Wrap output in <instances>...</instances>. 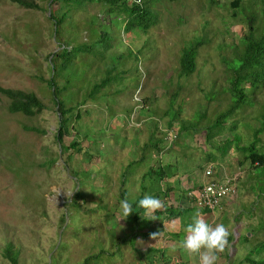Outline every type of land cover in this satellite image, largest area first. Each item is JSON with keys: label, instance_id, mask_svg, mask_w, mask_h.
I'll return each instance as SVG.
<instances>
[{"label": "rangeland", "instance_id": "obj_1", "mask_svg": "<svg viewBox=\"0 0 264 264\" xmlns=\"http://www.w3.org/2000/svg\"><path fill=\"white\" fill-rule=\"evenodd\" d=\"M33 1L41 10L0 0V85L34 93L46 105L33 117L11 114L10 99L0 95V264H12L4 256L10 243L18 264H164L162 252L170 264H199L197 253L180 247L196 212L210 223H224L234 239L217 264L264 258V166L255 168L239 149L253 142L261 126L264 86L258 85L251 102L226 119L223 133L209 141L206 134L230 105L224 90L231 73L224 59L234 56V47L249 31L240 18H254L255 0H241L236 11L234 0H147L148 21H158L149 29L127 27L125 12L109 13L108 5L97 1ZM51 12L65 15L64 22L57 24ZM207 39L199 49L197 71L182 77L183 50ZM221 44L225 48L219 49ZM65 47L80 52L63 70V58L52 54ZM111 70L117 80L90 98L93 86ZM54 76L57 100L75 107L64 144L78 140L81 153L72 148L62 155L56 138L60 114L50 87ZM173 98L176 103L169 107ZM175 111L180 119L169 130ZM183 120L188 129L176 137ZM259 138L264 149V133ZM156 143L164 151L155 150ZM89 156L93 161L84 174ZM217 162L216 176L238 177V190L235 198L223 200L224 210L205 212L185 192L207 180L205 170ZM159 166L167 167V180L144 177ZM172 185L170 203L175 205L177 194L184 192L187 212L169 221L155 220L156 212H148L143 217L152 223L142 228L122 214L123 192L134 204L143 187L154 195ZM78 191L82 195L76 197ZM136 233L132 246L129 238Z\"/></svg>", "mask_w": 264, "mask_h": 264}, {"label": "trees", "instance_id": "obj_2", "mask_svg": "<svg viewBox=\"0 0 264 264\" xmlns=\"http://www.w3.org/2000/svg\"><path fill=\"white\" fill-rule=\"evenodd\" d=\"M13 3H17L25 8L28 9H40V6L35 3L33 0H10ZM85 1H97L102 4L108 5V12L112 13L114 11H119L125 12L128 19L126 22L127 27H145L146 29H149L153 25L157 24L158 21H151L149 22V11L150 8L148 7L147 0H142L140 4L133 3L131 0H85ZM65 3L66 5L70 4L71 0H52V3ZM219 1L213 2V4L218 3ZM241 0H234L231 2L232 5V10H238L240 8ZM221 5V4H219ZM255 11V16L252 19H243L240 18L242 23H245L247 21L248 26H249V31L246 34H243L241 40L239 41V46L235 48L233 52V57L230 59H224L226 66L231 73L228 81H229V88L228 90L225 89L224 92H229L231 99H230V105L228 108L225 109V111L221 112L216 121H214V124H212L211 128L207 129V140L208 138H214L217 135L221 134L224 132L225 129L223 126V123L226 121V119L232 117L235 115L237 110L243 105H245L247 102H251L252 100V95L256 91L258 85H263L264 86V0H255L254 7ZM233 17L237 18V13L234 12ZM139 19V22L137 23L135 19ZM51 19H57V24L59 23V20L61 19V23L64 22L66 16L62 15L60 18H58L57 15H55L53 12H51ZM208 25V24H207ZM100 42V40H99ZM210 40H198L195 42L194 45H192L189 48H186L183 50L181 59H180V65H181V75L182 77H187L193 75L197 71V56L199 53V49L202 48L204 45L208 44ZM219 49L225 48L224 45H219ZM80 50H77L75 48L69 49L65 47L62 52L52 54L54 55L55 58H63V64L61 68L63 70H66L67 67L70 65L71 60L73 57H75L76 53H79ZM112 69V68H111ZM113 71L111 70L108 72L106 78H104L100 83H96L93 86L92 93L89 95L90 98H94L97 94H99L104 88H106L108 85H110L113 81H116V77L112 75ZM249 85V88H246L245 85ZM50 87L54 88L53 89V94H54V103L58 107V111L60 114V128L57 131L56 138L58 142L61 144V149H62V155L65 154L67 151L70 149H75L77 152L81 153L82 148L80 147V143L78 140H73L71 144L65 145L64 144V138L67 133L70 132L69 127L71 125L72 119H73V114L72 111L74 110V106H69L67 108V104L62 101H58V87L56 86V78L55 76L51 79L50 81ZM181 88V86H180ZM0 95L7 97L10 99L11 103L8 106L7 110L11 114H16L20 113L29 117L36 116L40 114L44 109H46V105L44 102L36 96L34 93H26L21 90H13V89H7L4 88L0 85ZM177 97V94H176ZM175 100L176 98H173L171 102L169 103V107H174L175 105ZM213 100V99H209ZM253 106V103H252ZM78 113L76 115V119L79 120L81 118V112L78 109ZM170 110L165 112V116L170 115ZM205 115H200V118H204ZM176 119L179 118V113L177 111L172 113V118L170 117V120L168 122V129L170 130L172 128V122L175 121ZM201 120H199L200 122ZM260 128L255 130L254 132V139L253 142L249 146H243L242 148H239L240 151L245 152V157L244 159L246 160H251L253 163V166L255 168L257 167H263L264 166V149L261 148V139L259 138V135L264 133V112L263 115L260 117ZM220 128V129H219ZM26 130L29 131H35V132H41L45 133L44 131H40L37 128H25ZM187 120H183L181 122V129L180 132H177V136H180V134L183 131H187ZM211 130H214V134L212 133L211 135ZM219 130V131H218ZM209 141V140H208ZM232 139L228 138L225 140V142L229 145L232 144ZM160 143H156L153 148L155 150H158V152L164 151V148H162ZM260 147V148H259ZM263 147V146H262ZM261 149V151H259ZM247 155V153H249ZM212 159L213 157L210 155L209 157ZM92 157L89 156V159H86V167L81 170V172L85 174V171H87V167L90 166L92 163ZM54 160H52V163ZM243 166V161L240 162ZM163 166H159L157 169L151 168L148 170V173L144 176L146 177L147 175H158L159 182L167 180L169 177L168 170H166ZM173 186V185H172ZM238 186V185H237ZM167 189H161L162 191L154 194V196H157L158 198L161 199V204L162 208H158L155 210L156 216L155 220L163 219L162 220H171L172 218H175L179 215H181L183 212H187V210H190L191 208L183 205L185 203L186 198L185 193L187 192H181L178 195V198L180 197L179 204L177 203L175 205L171 204L169 201V193L171 191H174L175 188L173 187H166ZM142 195L140 198H142L145 193L147 188L143 187L142 188ZM194 189V188H192ZM238 190V187H237ZM125 192H123V198ZM81 192H77L76 197L81 196ZM139 198V199H140ZM138 199V200H139ZM177 200V196L175 197ZM174 199V200H175ZM137 200V201H138ZM183 201V203L181 202ZM178 201V200H177ZM75 203V202H73ZM193 208V207H192ZM174 209H178L179 212L176 214V216H173L175 214ZM134 211L129 215L130 220L133 222V224L137 228H142V227H147L149 224L152 223L151 220H148L147 218H144L143 215L146 214V210L140 207H135L134 203ZM205 212H211L209 210H204ZM65 220V217L63 221ZM163 222V221H162ZM161 222V223H162ZM154 223V220H153ZM139 237V235L136 233L135 235L131 236L129 238L130 243L132 244V240L134 241L132 246H135V240L136 238ZM234 239L229 236V244L233 242ZM262 250H264V245L261 247ZM135 250L139 252V255L143 257L144 251L139 250L137 247H135ZM149 252H154L158 253V250H154L152 248L147 249ZM261 250L259 251V253ZM18 252L13 249L12 244H7L6 250L4 253L5 258L9 259L12 264H18ZM163 256V263L164 264H170L169 261H166L165 258L167 257L164 255L162 252ZM244 263L248 264H264V258L262 259H257L254 257L248 256L247 258L244 259Z\"/></svg>", "mask_w": 264, "mask_h": 264}, {"label": "clouds", "instance_id": "obj_3", "mask_svg": "<svg viewBox=\"0 0 264 264\" xmlns=\"http://www.w3.org/2000/svg\"><path fill=\"white\" fill-rule=\"evenodd\" d=\"M135 207H140L148 212L161 207L157 196L145 194L135 202ZM122 214L128 217L134 210V204L127 197L120 201ZM185 235L180 240V247L188 254L197 253L199 264H217L219 253L229 246L230 232L228 227L220 223H210L199 212L193 214L191 221L186 225ZM159 233H153L154 236Z\"/></svg>", "mask_w": 264, "mask_h": 264}, {"label": "built area", "instance_id": "obj_4", "mask_svg": "<svg viewBox=\"0 0 264 264\" xmlns=\"http://www.w3.org/2000/svg\"><path fill=\"white\" fill-rule=\"evenodd\" d=\"M140 4L142 0H131ZM207 182L199 188L190 189L187 192L188 199L202 210L221 211L224 210L223 200L231 198L237 193L238 177H225L224 179L214 178V169L211 166L205 172Z\"/></svg>", "mask_w": 264, "mask_h": 264}, {"label": "crops", "instance_id": "obj_5", "mask_svg": "<svg viewBox=\"0 0 264 264\" xmlns=\"http://www.w3.org/2000/svg\"><path fill=\"white\" fill-rule=\"evenodd\" d=\"M212 160H214L213 158H212ZM218 163V162H217ZM217 163H215V164H213V163H209V167H207V169L208 168H210L211 166L213 167V169H214V178L215 179H221L220 177H217L216 176V174H217V166H219V163L217 164ZM206 169V170H207ZM206 170H205V172H206ZM207 180H208V178H206ZM222 179H224V178H222ZM207 180H205V178L203 179V182H200V181H198V183L196 184V186H190V189H192V188H194V189H196V188H199L201 185H203L204 183H206L207 182ZM187 198H188V196H186ZM234 197V196H233ZM233 197H231V198H229V199H232ZM235 198V197H234ZM178 200V199H177ZM179 201H180V197H179ZM179 201L177 202V205L179 204ZM223 206H224V208L225 207H227L226 205H224L223 204ZM222 211V210H221ZM237 234V233H236ZM237 236H238V234H237Z\"/></svg>", "mask_w": 264, "mask_h": 264}]
</instances>
